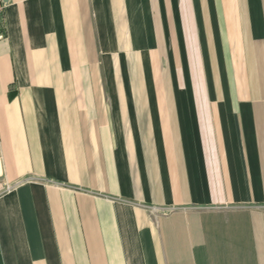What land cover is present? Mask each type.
Segmentation results:
<instances>
[{"label":"crops","instance_id":"obj_1","mask_svg":"<svg viewBox=\"0 0 264 264\" xmlns=\"http://www.w3.org/2000/svg\"><path fill=\"white\" fill-rule=\"evenodd\" d=\"M0 264H264V0H6Z\"/></svg>","mask_w":264,"mask_h":264},{"label":"built area","instance_id":"obj_2","mask_svg":"<svg viewBox=\"0 0 264 264\" xmlns=\"http://www.w3.org/2000/svg\"><path fill=\"white\" fill-rule=\"evenodd\" d=\"M6 0H0V37H2V33L4 31V23H5V12L7 9Z\"/></svg>","mask_w":264,"mask_h":264}]
</instances>
